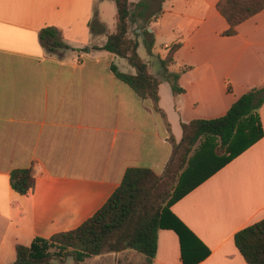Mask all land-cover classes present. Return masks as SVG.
Segmentation results:
<instances>
[{"label":"crops","instance_id":"1","mask_svg":"<svg viewBox=\"0 0 264 264\" xmlns=\"http://www.w3.org/2000/svg\"><path fill=\"white\" fill-rule=\"evenodd\" d=\"M131 2L129 35L161 81L158 105L166 117L111 65L130 74L135 68L97 48L116 29L115 0H0V264L15 261L16 244L79 226L128 168L162 173L172 153L170 136L181 140L183 122L222 116L242 94L264 85V9L236 34L223 35L229 25L218 0ZM94 18L105 29L94 32ZM47 27L69 47L49 49L41 38ZM177 42L168 71L180 73L182 92L172 89L160 64ZM259 115L264 131V102ZM29 167L35 185L22 195L10 173ZM171 209L210 249L199 264H249L234 235L264 218V135ZM133 255L132 249L91 255L81 264H133ZM151 264H183L173 229L159 230Z\"/></svg>","mask_w":264,"mask_h":264},{"label":"trees","instance_id":"2","mask_svg":"<svg viewBox=\"0 0 264 264\" xmlns=\"http://www.w3.org/2000/svg\"><path fill=\"white\" fill-rule=\"evenodd\" d=\"M115 2L116 29L108 35L106 43L97 48L125 58L136 73L122 72L112 64L116 77L139 97L151 98L155 110L166 117L158 105L161 81L150 73L148 63L138 53V39L129 35L132 2ZM216 8L229 25L222 34L234 35L239 24L264 9V0H218ZM90 26L94 32L105 29L98 18H94ZM41 38L51 50L69 47L52 27L44 28ZM153 44V37L145 39L150 54ZM180 46L181 42L174 43L166 57L160 59L163 74L175 92L184 90L178 84L180 73H170L168 66L174 62V54ZM263 102L264 85L242 94L222 116L183 122L181 140L176 142L170 136L172 153L162 173L144 167L128 168L120 185L92 216L76 228L56 232L48 238L36 236L29 245L16 244V259L12 264H54L53 248H58L56 253L61 254L60 264H68L69 257L73 264H81L86 256L126 249L143 253L151 264L157 252L160 229H173L178 234L183 264H199L208 257L210 249L171 207L262 138L259 109ZM10 183L18 193L27 194L35 185L34 168L13 169ZM234 242L247 263L264 264V218L237 231Z\"/></svg>","mask_w":264,"mask_h":264},{"label":"rangeland","instance_id":"3","mask_svg":"<svg viewBox=\"0 0 264 264\" xmlns=\"http://www.w3.org/2000/svg\"><path fill=\"white\" fill-rule=\"evenodd\" d=\"M156 60H158V59H156ZM156 62L159 64V61H156ZM158 66L160 67V65H158ZM152 69H154V68L152 67ZM52 251H53V253L55 255V259L53 261L54 264H60V260L58 258L61 257V254L59 255V254L56 253L58 251V248H53ZM134 252L137 255H133L132 256L133 264H147L146 261H144V259L142 258L143 256H145L143 253H139L137 251H134ZM69 261H70V264H71L72 261L70 259H69ZM83 264H101V263H100V261H97V262L93 261L92 262L90 260H87V261L83 262Z\"/></svg>","mask_w":264,"mask_h":264},{"label":"water","instance_id":"4","mask_svg":"<svg viewBox=\"0 0 264 264\" xmlns=\"http://www.w3.org/2000/svg\"><path fill=\"white\" fill-rule=\"evenodd\" d=\"M253 89H255V88H253Z\"/></svg>","mask_w":264,"mask_h":264}]
</instances>
